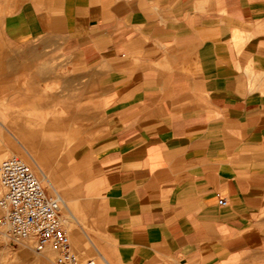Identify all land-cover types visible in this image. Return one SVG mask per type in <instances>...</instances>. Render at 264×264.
Segmentation results:
<instances>
[{
	"label": "crops",
	"instance_id": "0c3cea01",
	"mask_svg": "<svg viewBox=\"0 0 264 264\" xmlns=\"http://www.w3.org/2000/svg\"><path fill=\"white\" fill-rule=\"evenodd\" d=\"M0 15L84 82L63 77L55 103L76 135L94 128L72 158L101 191L105 264H264V0H0ZM22 127L52 160L60 141Z\"/></svg>",
	"mask_w": 264,
	"mask_h": 264
},
{
	"label": "rangeland",
	"instance_id": "374dc122",
	"mask_svg": "<svg viewBox=\"0 0 264 264\" xmlns=\"http://www.w3.org/2000/svg\"><path fill=\"white\" fill-rule=\"evenodd\" d=\"M2 22L0 15V162L11 156L20 157L30 165L48 194L58 193L65 201L68 209L63 204L61 216L70 235L72 249L79 256V264H86L88 261L105 264L98 251L112 263L109 248L100 233L101 217L98 207L101 191L90 172L89 160L81 164L79 160L72 158L89 151L91 144L81 141L91 140L94 128L91 121H86L83 129L76 135L72 113L57 105L59 99L63 101V98L70 97L63 90V77L68 78V83L74 88L82 87L84 82L72 78L73 74L68 71L60 52L45 50L36 43L17 44L11 41ZM31 60L36 61L33 70L44 69L47 72L46 78L33 71L28 79V63ZM15 71H19L20 75H13L12 72ZM28 81L45 90L41 91L44 98L28 99L24 93L12 92L15 87H26ZM35 104H47L49 109L28 113V105ZM28 115H32V122L23 118ZM60 117H63V127ZM17 125L22 129L24 126V129L28 128L33 133H43L48 140L60 141L61 146L52 155V160H40L32 149L28 153L27 138L18 133ZM35 140L38 142L42 139L38 137ZM38 166L49 175L51 184L43 177ZM1 193L0 186V196ZM2 215L3 211L0 210V219ZM49 251L50 256L46 258L45 252H35L29 242L15 240L0 226V264H54L55 254Z\"/></svg>",
	"mask_w": 264,
	"mask_h": 264
},
{
	"label": "built area",
	"instance_id": "2783aa9c",
	"mask_svg": "<svg viewBox=\"0 0 264 264\" xmlns=\"http://www.w3.org/2000/svg\"><path fill=\"white\" fill-rule=\"evenodd\" d=\"M0 226L17 241H27L33 250H51L54 264H79V256L65 229L61 210L63 201L50 195L30 165L18 156L0 162ZM221 205L227 202L222 199ZM86 264H95L88 261Z\"/></svg>",
	"mask_w": 264,
	"mask_h": 264
},
{
	"label": "bare ground",
	"instance_id": "6f19581e",
	"mask_svg": "<svg viewBox=\"0 0 264 264\" xmlns=\"http://www.w3.org/2000/svg\"><path fill=\"white\" fill-rule=\"evenodd\" d=\"M12 157V156H11ZM8 158H10V157H8ZM5 159H7V158H5ZM40 170H41V172H42V174H43V177L51 184V181H50V179H49V175L47 174V173H45L44 172V170L43 169H41L40 168ZM56 180V179H55ZM58 196H60L58 193H56ZM60 198H61V196H60ZM62 199V198H61ZM62 201H63V204H65V206H66V203H65V201L62 199ZM66 208L68 209V207L66 206ZM49 253H51L49 250H47V251H45V256H46V258H48L50 255H49Z\"/></svg>",
	"mask_w": 264,
	"mask_h": 264
}]
</instances>
